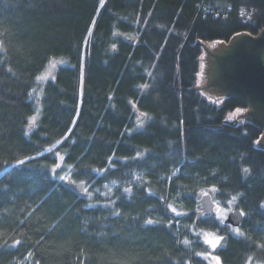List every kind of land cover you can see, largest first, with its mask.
I'll list each match as a JSON object with an SVG mask.
<instances>
[{"label":"trees","instance_id":"16d2710c","mask_svg":"<svg viewBox=\"0 0 264 264\" xmlns=\"http://www.w3.org/2000/svg\"><path fill=\"white\" fill-rule=\"evenodd\" d=\"M263 30L264 0H0V264H211L200 231L264 264L263 128L198 87L203 44ZM205 192L243 236L198 219Z\"/></svg>","mask_w":264,"mask_h":264},{"label":"water","instance_id":"95a60500","mask_svg":"<svg viewBox=\"0 0 264 264\" xmlns=\"http://www.w3.org/2000/svg\"><path fill=\"white\" fill-rule=\"evenodd\" d=\"M205 81L208 90L214 94L224 93V97L233 94L244 96L250 110L240 119L264 128L261 120L264 119V30L256 37H236L229 46L209 52ZM200 203L202 210L198 219L215 212L216 203L210 194L203 195ZM240 212V209L230 212L225 224L239 228L244 220Z\"/></svg>","mask_w":264,"mask_h":264},{"label":"rangeland","instance_id":"374dc122","mask_svg":"<svg viewBox=\"0 0 264 264\" xmlns=\"http://www.w3.org/2000/svg\"><path fill=\"white\" fill-rule=\"evenodd\" d=\"M220 47H226L225 46V43H207V44H204V54L201 58V65H200V73L198 75V87L200 89V91H202L204 93V95L210 100L212 101L213 103H216V104H221L222 102V99L224 98V93L222 94H214L212 92H210L206 86V81H205V66H206V58H207V54L209 52H211L212 50L216 49V48H220ZM66 65V62H64L63 60H52L49 65L47 66V68L45 69V71L39 76L38 78V88L37 90L34 92V96L36 97L38 94H40L41 92V89L43 87V85L48 82L49 80H53L54 77H55V74L56 72L58 71V69L60 67H63ZM235 113V112H234ZM245 114L244 111H242L241 113H238L235 115V117L233 118H229L230 115L228 116L227 118V121L226 122H229V123H232L234 124L237 120H240L241 122L239 123H243V122H246V120H242L240 119V117ZM137 121L140 122V119L138 118ZM138 128L140 127V123H138ZM264 137V136H263ZM263 137L261 138V140L258 142V145L261 146V147H264V143H263ZM216 203V202H215ZM217 204V208L215 210L214 213H212L211 215L215 216L216 219L218 221H220L221 223H225V220L227 219L228 215L230 214V212L234 211L235 210V205L234 204H231L229 205L228 207H225L223 205H219L218 203ZM228 209H231V211H227ZM221 217H223V220H221ZM198 236L201 237L202 241L207 245L209 246L210 248V252H211V255L209 256V261L211 262V264H215V261L212 260V256H214L213 252L215 250H213L211 248L210 245H208L206 243V239H205V236L206 234L208 235V238H212V233L210 232H207V231H200V232H197Z\"/></svg>","mask_w":264,"mask_h":264},{"label":"snow or ice","instance_id":"6c2138e0","mask_svg":"<svg viewBox=\"0 0 264 264\" xmlns=\"http://www.w3.org/2000/svg\"><path fill=\"white\" fill-rule=\"evenodd\" d=\"M240 14L241 15H244V12L241 11ZM113 47H115V46H113ZM0 49H3L5 52L7 51L6 48H4L2 42H0ZM8 71H11V69H8ZM142 87H145L146 88L147 85H143ZM242 111H243L242 109H239V108L236 109V112L235 113H232L229 118L231 119V118L235 117L236 114L241 113ZM142 115H147V114L146 113H143ZM36 119H37V117L35 115L30 118L31 124L29 125V127L35 125ZM141 123H142V121H141ZM58 143H59V141H58ZM29 159H34V158H32V157H25L23 159H17L16 160V165H25L26 162ZM61 160H63V157H61ZM243 171L245 173H249L250 170L248 168H245V169H243ZM0 175H3V173L0 172ZM60 179L61 180H64L65 177L61 176ZM85 191H87V189H85ZM125 191L130 192L131 189H125ZM204 195H208V193L205 192ZM235 200H236V197L233 196L232 199L230 201H228V203L231 204ZM172 211L175 212L176 209L173 208ZM227 211H231V209H228ZM239 214L240 215H245V213H243L242 211ZM221 220H223V217H221ZM146 223L152 224V223H154V221L149 220V221H146ZM232 231H234L235 233H237L240 236H243L244 235V233L240 232V230L238 228L233 229ZM205 239H206V243L208 245H210L213 250H215L218 246L221 245V242L224 240V237L223 236H217L215 234H212V238H208V235L206 234ZM20 243H21V241L19 239H16V240L13 241V244L11 245V247H14L15 245H19ZM183 243L185 245H188L189 244V241L188 240H184ZM4 244L7 245V240L4 241ZM258 247L261 248V249H264V244H259ZM198 255H200V253H198ZM208 255L210 256L211 253H209ZM29 256L31 257L32 256V253H29ZM211 258H212L213 261H215V264H222L219 256H212ZM250 262H251V257H249V264H250Z\"/></svg>","mask_w":264,"mask_h":264},{"label":"built area","instance_id":"2783aa9c","mask_svg":"<svg viewBox=\"0 0 264 264\" xmlns=\"http://www.w3.org/2000/svg\"><path fill=\"white\" fill-rule=\"evenodd\" d=\"M253 12L244 13L243 18L245 22H252Z\"/></svg>","mask_w":264,"mask_h":264},{"label":"flooded vegetation","instance_id":"af4514ba","mask_svg":"<svg viewBox=\"0 0 264 264\" xmlns=\"http://www.w3.org/2000/svg\"><path fill=\"white\" fill-rule=\"evenodd\" d=\"M242 110L244 111V113H245V114H247V113H248V111L250 110V108H249V107H247V108H245V109H242ZM243 115H244V114H243ZM260 119H261V118H260ZM261 120H263V122H262V123L264 124V119H261ZM239 122H241V121H238V122L236 121L235 123H236V124H239ZM246 122H248V121H246ZM262 128H263V127H262ZM263 129H264V128H263ZM263 136H264V134H263Z\"/></svg>","mask_w":264,"mask_h":264},{"label":"bare ground","instance_id":"6f19581e","mask_svg":"<svg viewBox=\"0 0 264 264\" xmlns=\"http://www.w3.org/2000/svg\"><path fill=\"white\" fill-rule=\"evenodd\" d=\"M104 1H105V0H103V3H104ZM246 11H247V12H251V10H249V11L246 10ZM205 44H206V43H205ZM203 49H204V44H203ZM204 52H205V51H204ZM237 121H240V120H237ZM234 124H236V123H234ZM263 132H264V129H263ZM216 208H217V204H216Z\"/></svg>","mask_w":264,"mask_h":264}]
</instances>
